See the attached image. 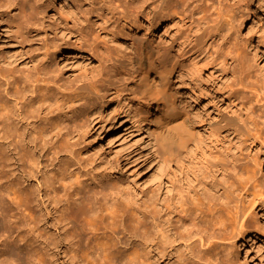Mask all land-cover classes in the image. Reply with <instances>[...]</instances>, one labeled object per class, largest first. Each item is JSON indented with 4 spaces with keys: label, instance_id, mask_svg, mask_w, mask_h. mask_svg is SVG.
Masks as SVG:
<instances>
[{
    "label": "bare ground",
    "instance_id": "obj_1",
    "mask_svg": "<svg viewBox=\"0 0 264 264\" xmlns=\"http://www.w3.org/2000/svg\"><path fill=\"white\" fill-rule=\"evenodd\" d=\"M55 1L0 0V264H248L242 253L264 242V72L194 61L180 69L184 94L172 87L184 62L171 43L136 39L124 74L100 32L117 14L151 27L178 19L185 37L204 23L238 56L249 5L236 15L228 0H61L65 13ZM195 37L209 62L214 42ZM69 51L91 62L70 73ZM124 92L157 154L179 168L165 190L162 179L126 183L127 161L95 143L120 122ZM47 215L57 237L39 224Z\"/></svg>",
    "mask_w": 264,
    "mask_h": 264
},
{
    "label": "rangeland",
    "instance_id": "obj_2",
    "mask_svg": "<svg viewBox=\"0 0 264 264\" xmlns=\"http://www.w3.org/2000/svg\"><path fill=\"white\" fill-rule=\"evenodd\" d=\"M225 1L227 2V0ZM246 1L248 2L245 3ZM229 2L233 5L235 4L234 6L238 4V6L234 8L236 15H241L243 13V8H245L246 5H249L252 10L250 23L244 31H241V34H244V39H242L244 41L240 40L241 43H239L237 47L236 53H239L238 56L235 54V52L229 51V43L226 39L222 38L223 34H219L222 33L221 31L218 33L214 31L211 32V30H208L210 29L208 25L206 27L203 23L199 24L198 26H193L192 30L188 34L189 36L187 35V37H185L183 31H180L179 29L180 27L177 23L178 19L174 18L169 20L170 22H160L159 24H154V26L151 27L150 22H148L144 18H140L137 23L133 24L131 22H128V20L124 19L119 14H117V17H111L110 15H108L104 22L105 28L100 32V35L102 39L107 41L108 49L115 59L113 60L115 64L114 68L120 69L124 74H127L128 71H131L130 69L127 70V58L130 55L133 56V54L138 51L139 45L136 39L145 37L153 41L154 44L159 43L158 45L160 47H164L165 44L168 46V44L171 43V51L173 52V54H175L178 59L181 60V62H184V64H179L171 79L172 87L174 86L173 88L177 91L183 90V86L179 84L180 78L178 77L180 76L181 68L188 69L190 67L189 69H191L193 66L197 67L204 64L200 67L213 66V68L218 69H225L227 67L228 69L226 68L225 70L231 69L238 72L243 67H245V69L247 70L246 67L248 66V70L252 71V73L254 74L263 73L264 70H261V66L264 64V0H228L227 4L232 6V4H230ZM259 3L261 4L260 6ZM55 5L58 10L68 13L67 8L70 7V5L63 4L61 0H56ZM57 17L58 16L55 15V18ZM3 26L4 25L1 26L2 28L0 27L1 31L4 30L3 28L6 29V27ZM198 28L201 29L199 30ZM59 34L61 36V32H59ZM198 34L202 36V40H204L205 42L202 43H204L206 46L209 43L214 42V46L210 48V50L212 52V55L214 53L216 57L213 55L214 57L209 58L210 63L208 62V60L206 62L205 59L202 61L206 63H202V61H200L201 57L197 55L198 52L194 53L193 49H191V46L196 45L195 36H199ZM251 42L256 45L259 54L257 51H255V49L251 47ZM209 46L210 44L208 45V47ZM218 53L221 54L218 55ZM239 55L241 56L242 60L238 59V57L240 58ZM64 56H66L67 60L64 65L67 66L68 70L71 71L70 73H72L73 71L75 72L76 70L79 71L83 69L88 61L91 62V60H89L85 54H78L77 51H69L67 53H64ZM196 56H198L199 58ZM194 57L196 58L194 59ZM219 57H222L224 59V61L223 59L221 61L222 63L225 62L224 64H221L220 60L216 61L220 59ZM243 59L245 60V64L243 62ZM194 61L195 63H197V66H195ZM248 62H250L251 64H248ZM229 63L232 65L230 66ZM220 64L222 67L220 66ZM60 65L62 66L63 64L60 63ZM131 82H133V80L129 81V83ZM183 92L185 94V90H183L182 93ZM123 95V101L125 102V111L121 116L120 122L111 127V129L107 132L106 130L101 131V134L98 138H96L95 143L99 147H102V149L109 154L110 158H124L125 161H127V164L124 168V170L126 171L123 176V180L126 183H130L135 189H142L145 187H149L150 185H154L156 181L162 179V189L165 190L167 172L171 169L179 173V168L175 163L168 164L167 161H165L159 154H157L156 145L154 144V140L149 130L147 129L145 122L138 120L137 124L136 118L133 117L134 115L132 106H127V103L129 102V93L124 92ZM112 108L113 106L108 107V112H110ZM127 117L130 118L127 119ZM204 130L206 131V129ZM44 199L46 200L45 197ZM49 207L51 208V205H49ZM259 214H261V212H259ZM39 224L42 226H46L47 229H49L50 235L53 234L54 237H57L54 232V219L52 216L47 215L43 220L39 222ZM63 249L64 247H60L59 250L57 249L56 251L59 252L60 256L64 257L65 255ZM175 258L176 254L175 256L170 255L167 256L165 261H173L175 260ZM241 258L242 260L247 258L248 264H264V242L260 239L254 241L252 244H250L247 255H245V253L243 252ZM67 259V256L64 257V261L60 260V262L63 263L59 264H73L67 261Z\"/></svg>",
    "mask_w": 264,
    "mask_h": 264
}]
</instances>
